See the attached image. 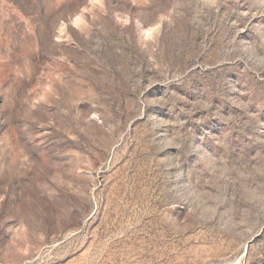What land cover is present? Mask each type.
Instances as JSON below:
<instances>
[{
	"label": "rangeland",
	"instance_id": "1",
	"mask_svg": "<svg viewBox=\"0 0 264 264\" xmlns=\"http://www.w3.org/2000/svg\"><path fill=\"white\" fill-rule=\"evenodd\" d=\"M0 264H264V0H0Z\"/></svg>",
	"mask_w": 264,
	"mask_h": 264
}]
</instances>
